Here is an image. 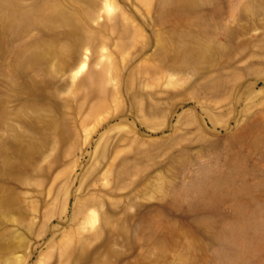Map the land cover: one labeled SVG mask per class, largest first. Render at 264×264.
<instances>
[{
    "label": "rangeland",
    "instance_id": "374dc122",
    "mask_svg": "<svg viewBox=\"0 0 264 264\" xmlns=\"http://www.w3.org/2000/svg\"><path fill=\"white\" fill-rule=\"evenodd\" d=\"M0 264H264V0H0Z\"/></svg>",
    "mask_w": 264,
    "mask_h": 264
},
{
    "label": "bare ground",
    "instance_id": "6f19581e",
    "mask_svg": "<svg viewBox=\"0 0 264 264\" xmlns=\"http://www.w3.org/2000/svg\"><path fill=\"white\" fill-rule=\"evenodd\" d=\"M18 14L17 15H15V14H9V16H8V19H9V23L10 24H12L13 23V21H15V19H18ZM22 17V15L20 16V18ZM19 22V21H18ZM30 57L31 58H36V57H39L38 55H36V54H34V53H32V55H30ZM245 236V235H244Z\"/></svg>",
    "mask_w": 264,
    "mask_h": 264
}]
</instances>
